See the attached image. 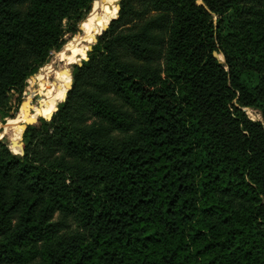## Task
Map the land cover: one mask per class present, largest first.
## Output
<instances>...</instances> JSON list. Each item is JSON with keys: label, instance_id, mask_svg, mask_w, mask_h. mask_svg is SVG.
Instances as JSON below:
<instances>
[{"label": "trees", "instance_id": "obj_1", "mask_svg": "<svg viewBox=\"0 0 264 264\" xmlns=\"http://www.w3.org/2000/svg\"><path fill=\"white\" fill-rule=\"evenodd\" d=\"M95 1L0 0V123ZM88 57L0 139V264H264V0H122Z\"/></svg>", "mask_w": 264, "mask_h": 264}, {"label": "rangeland", "instance_id": "obj_2", "mask_svg": "<svg viewBox=\"0 0 264 264\" xmlns=\"http://www.w3.org/2000/svg\"><path fill=\"white\" fill-rule=\"evenodd\" d=\"M107 8H109V6L102 5L101 4V0H100L99 4L96 6V15L91 20L90 30L87 32V29H86V26H87V23H88V18H87L86 21H85V30H84V34L83 35L78 36V37H76L77 35L76 36H71L70 34L66 35L65 39H66L67 43L70 40H72L73 38L76 37V39L74 40L73 44L69 48H67L65 51L62 50L63 51V52L61 51L62 53L61 52L54 53L52 58H51V61L49 63H47L46 65H44L42 68H40L37 74L33 75V76H37L38 77V79H39L38 81H36L35 79H33V80L29 79L30 81L29 80L27 81L26 90H25V92L23 94V97L20 100V104L19 105H18V101L16 100L18 95L17 94H13L12 103H13V105L15 107L14 108L15 117L7 119V121L9 120V123L13 122L11 124L12 127L8 128V130H9L8 132H10V133H8V135L13 132V134H12V136H13L16 133V131L18 130V128L20 130H22V132H23L22 124L27 121V118H28V116H29V114L31 112L46 111L45 107L49 105L50 98L53 96V95H50L51 94L50 90H51L52 83H56L57 82V80L55 81L53 79V75L54 76L56 75L57 79H58L59 76L72 77V73H73V66L72 65L69 66L68 71L65 70V69H62L66 65V63H68L69 54H70L69 57L74 58L73 52H75V50H77V49H81V50H85L86 51V57H87V53L89 51L88 50L89 49L88 48L89 45L91 43H92L91 45H93V44L95 45V43H96L93 39H96L98 37V35H100L108 26V24H106L105 26L102 27L100 33L95 34L99 19L104 14V12H105V10ZM81 25H82V23H81ZM91 38H92V40H91ZM68 50H70V53H67ZM85 51L80 52L81 56H79L80 58L78 57L80 61H81L82 56H83ZM216 55H217L218 59L222 63L225 62V59H224L223 55H221V54H219L217 52H216ZM78 58H76V60ZM50 65H52V68L50 69L51 73H50V75H47V71H48L47 68ZM35 83H36V85H35ZM39 83H40V85H38ZM66 83L69 84L70 82H66ZM66 83H65V85H66ZM71 85H72V83H71ZM71 85H70V87H71ZM65 92H66V89L63 90V99H62V101L60 103H58L57 106L52 111H50V113H54L56 111L58 105L61 104L64 101ZM38 96L45 97V99H43L42 101H39L40 98ZM37 102H39V106L37 105ZM244 110L246 111V113H247V115H248V117L250 119H252L254 121H261V122L263 121L262 116L259 113V111L251 109V108L244 109ZM23 114H24L25 117L23 119H21ZM0 134H2L1 130H0ZM22 135H23V133H22ZM0 139L7 140V142L9 144L15 143V142H10L8 140V137L5 136V135L0 137ZM10 147H11V145H10ZM17 149H19V148L17 147Z\"/></svg>", "mask_w": 264, "mask_h": 264}, {"label": "water", "instance_id": "obj_3", "mask_svg": "<svg viewBox=\"0 0 264 264\" xmlns=\"http://www.w3.org/2000/svg\"><path fill=\"white\" fill-rule=\"evenodd\" d=\"M96 1H97V0H96ZM96 1H95V2H96ZM121 3H122V0H101V4H102V5L109 6L111 10L114 9V7H118V13H117L116 17L113 18L112 20L118 18V16H119V12H120V9H121ZM94 8H95V3L93 4V9H92V11L90 12V14L94 11ZM90 14H89V16H90ZM89 16H88V17H89ZM88 17H87V18H88ZM112 20H111V21H112ZM111 21H110V23H111ZM83 23H84V21L82 22V24H83ZM110 23L108 24L107 28L109 27ZM107 28H106V29H107ZM106 29H105V30H106ZM105 30H104V31H105ZM104 31H103V32H104ZM103 32H102L100 35H98V36H101V35L103 34ZM97 38H98V37H97ZM97 38H96V41H97ZM96 41H95V42H96ZM93 46H94V44L89 46V51H88V53L91 52V51L93 50ZM64 47H65V46H64ZM88 53H87V57H86V59H83L82 61H80V62H78V63H73V64H71V65H72V66H74V65L81 66V65L83 64L84 61H88V60H89ZM214 55H215V57L218 59V57H217V55H216V52H215ZM71 78H72V77H71ZM53 79H54L55 81L57 80L56 75H55V76L53 75ZM72 79H73V78H72ZM51 82H52V81H51ZM69 90H70V88L68 89L67 94H66L64 100L67 98V95H68ZM38 97L40 98L39 101H42L43 99H45V97H42V96H38ZM37 105L39 106V102H37ZM30 123H33V122H28V123H23V124H22V126H23V133H24V131L28 128V124H30ZM11 127H12V125L9 126V120H8V121L6 120V123H0V130H1L2 133H7V132L9 131L8 128H11ZM22 142H23V135H22L20 141H18V142L16 143V147L19 146L18 144H22ZM10 148H11V147H10ZM18 148H19V147H18ZM11 149H12V148H11Z\"/></svg>", "mask_w": 264, "mask_h": 264}, {"label": "bare ground", "instance_id": "obj_4", "mask_svg": "<svg viewBox=\"0 0 264 264\" xmlns=\"http://www.w3.org/2000/svg\"><path fill=\"white\" fill-rule=\"evenodd\" d=\"M95 11H96V9H95ZM92 14H93V12L90 14V16L88 17V20L91 18V16H92ZM93 19V18H92ZM91 19V20H92ZM112 20V19H111ZM90 25H91V21H90ZM94 41H96V39H93ZM90 42V41H89ZM91 43V42H90ZM70 52V50H68V52L67 53H69ZM79 56H81V53L80 52H77V54L75 55V59L73 60V61H71V62H68V63H66V65L62 68V69H65V70H68V68H69V66L71 65V64H73V63H78V62H80V60H79ZM79 57V58H78ZM76 58H78L77 60H76ZM82 59H84V58H82ZM81 59V60H82ZM63 61V60H62ZM52 68V65L50 66V68L48 69V71L50 70ZM47 71V72H48ZM72 81V78L71 77H68V79H67V82H71ZM67 86V83H66V85H64V90L67 88L66 87ZM21 119H23V116H22V118ZM8 133H10V132H7V133H2V134H0V137H2V136H6V135H8ZM13 133V132H12ZM8 137V136H7ZM10 137V136H9ZM8 137V138H9ZM15 143H17V142H15Z\"/></svg>", "mask_w": 264, "mask_h": 264}]
</instances>
